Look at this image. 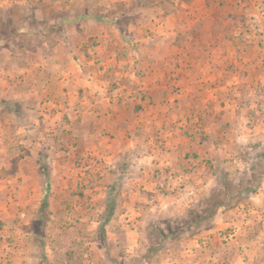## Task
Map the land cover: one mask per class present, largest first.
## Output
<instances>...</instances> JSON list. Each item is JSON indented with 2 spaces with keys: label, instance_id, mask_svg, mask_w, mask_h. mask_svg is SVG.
I'll list each match as a JSON object with an SVG mask.
<instances>
[{
  "label": "rangeland",
  "instance_id": "obj_1",
  "mask_svg": "<svg viewBox=\"0 0 264 264\" xmlns=\"http://www.w3.org/2000/svg\"><path fill=\"white\" fill-rule=\"evenodd\" d=\"M245 1L248 13L231 34L248 41V48L239 55L241 62L227 65L233 78L197 84L203 92L231 80L240 92L233 95L236 112L227 122L221 113L220 122L182 127L198 145L188 151L179 140L157 148L167 136L179 139L169 127L137 130L100 122L95 133L93 127L63 122L61 113L59 122H27L34 115L44 118L41 112L59 100L61 85L55 82L37 96L22 92L19 64L27 59L28 41L38 39L29 35L30 25L38 17L57 21L53 7L74 6L77 0H0V38L7 37L0 41V264H264V94L256 80L264 50V0ZM97 2L106 9L129 3ZM35 9L44 11L36 17ZM48 10L51 15H44ZM25 26L23 36L11 35L12 28ZM51 68L43 73L55 81L63 70ZM123 82L114 74L109 90L133 107L127 90L133 86ZM206 97L199 93L187 106L197 105L196 113L203 115ZM167 149L174 158L183 156L177 166L187 170L184 180L170 181L159 157H145ZM27 155L39 159L37 178L19 173L23 164L32 170L31 160L21 163Z\"/></svg>",
  "mask_w": 264,
  "mask_h": 264
},
{
  "label": "crops",
  "instance_id": "obj_2",
  "mask_svg": "<svg viewBox=\"0 0 264 264\" xmlns=\"http://www.w3.org/2000/svg\"><path fill=\"white\" fill-rule=\"evenodd\" d=\"M127 1L129 3L126 2L125 6L111 4L110 9H106L100 7L97 0H77L74 6L53 7L51 11L59 16L57 21L45 23L38 17V22L30 25L29 35L35 34L38 39L32 38V43L28 41L27 52L23 54L30 60L27 63V59L21 58L19 64L23 67L20 70L26 88L22 92L26 95L29 91L37 96L52 89L55 82L59 81L61 85L59 100H54L53 106L41 112L44 118L28 114L27 118L32 116V120L27 122H59L61 113L65 115L63 122H78L89 130L93 127L95 133L100 122H106L112 128L117 122H123L137 130L169 127L175 129L179 139L167 136L165 141L157 143V148L162 150L161 145L163 149L166 145L167 148L174 147L177 145L175 141L179 140L187 143L189 151L198 145L181 130L182 127L189 128L187 124L196 127L199 121L220 122L218 116L221 113L223 122H227L229 113L233 116L236 112L233 95L240 92L232 86L231 80L211 89L207 87L203 92L197 84L217 77L222 83L225 76H232L228 74L227 65L240 61L239 55L244 53L245 46L248 48V41L235 38L231 32L237 30L235 23L248 13V2L134 0L137 3L134 5L133 0ZM43 11L35 9L33 13L37 17ZM48 14L51 15L50 10L44 15ZM241 31L244 32L245 28L242 27ZM52 66L63 70L62 76L55 81L50 73L46 77L44 74L45 70L52 71ZM114 74L133 86L126 85L129 95H133L130 97L133 107L124 106L109 90V81ZM31 79L37 85L29 81ZM6 92L13 95L10 89ZM199 93L207 96L208 104L203 106V115L196 113L197 105L187 106V100L193 101ZM23 96L19 97L22 99ZM240 117L241 122H246L243 114ZM33 130L31 127L29 131ZM134 138L133 133L129 138L130 147L135 144ZM145 157L149 161L159 157L156 162H160L170 181H176L178 176L184 180L188 173L177 166L183 156L179 154L174 158L170 149L164 150V154ZM24 159L31 160L32 170L28 172L23 164L19 173L37 178L39 166L34 162L39 159L27 155L21 163Z\"/></svg>",
  "mask_w": 264,
  "mask_h": 264
},
{
  "label": "trees",
  "instance_id": "obj_3",
  "mask_svg": "<svg viewBox=\"0 0 264 264\" xmlns=\"http://www.w3.org/2000/svg\"><path fill=\"white\" fill-rule=\"evenodd\" d=\"M12 31H14L11 35H14V34H16V36L17 35H22V34H24V33H27L28 32V28L27 27H14V28H12ZM7 37H4V38H0V41H3V39H6ZM3 106H4V108H7L8 109V103H3L2 104ZM21 112V106L19 105V106H17L16 107V112ZM50 189V182H49V180L47 179L46 180V183H45V193L46 192H48V190Z\"/></svg>",
  "mask_w": 264,
  "mask_h": 264
},
{
  "label": "built area",
  "instance_id": "obj_4",
  "mask_svg": "<svg viewBox=\"0 0 264 264\" xmlns=\"http://www.w3.org/2000/svg\"><path fill=\"white\" fill-rule=\"evenodd\" d=\"M262 13H264V10ZM264 32V30L262 31ZM257 82L259 83V88H261V92L264 94V50L261 54V57L258 61V69H257Z\"/></svg>",
  "mask_w": 264,
  "mask_h": 264
}]
</instances>
